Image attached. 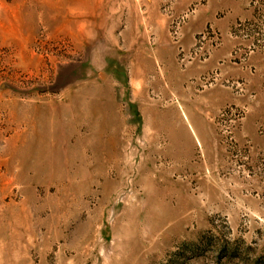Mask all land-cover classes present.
<instances>
[{
    "label": "rangeland",
    "instance_id": "rangeland-1",
    "mask_svg": "<svg viewBox=\"0 0 264 264\" xmlns=\"http://www.w3.org/2000/svg\"><path fill=\"white\" fill-rule=\"evenodd\" d=\"M0 264H264V0H0Z\"/></svg>",
    "mask_w": 264,
    "mask_h": 264
}]
</instances>
